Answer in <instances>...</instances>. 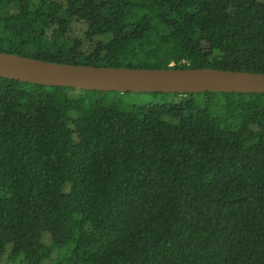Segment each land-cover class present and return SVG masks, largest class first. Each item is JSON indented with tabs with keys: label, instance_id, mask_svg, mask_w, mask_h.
I'll list each match as a JSON object with an SVG mask.
<instances>
[{
	"label": "trees",
	"instance_id": "trees-1",
	"mask_svg": "<svg viewBox=\"0 0 264 264\" xmlns=\"http://www.w3.org/2000/svg\"><path fill=\"white\" fill-rule=\"evenodd\" d=\"M0 50L264 72V0H0ZM11 263L264 264V93L0 76V264Z\"/></svg>",
	"mask_w": 264,
	"mask_h": 264
},
{
	"label": "water",
	"instance_id": "water-1",
	"mask_svg": "<svg viewBox=\"0 0 264 264\" xmlns=\"http://www.w3.org/2000/svg\"><path fill=\"white\" fill-rule=\"evenodd\" d=\"M0 76L46 86L122 93H264V72L213 67L94 66L48 61L2 50Z\"/></svg>",
	"mask_w": 264,
	"mask_h": 264
},
{
	"label": "rangeland",
	"instance_id": "rangeland-1",
	"mask_svg": "<svg viewBox=\"0 0 264 264\" xmlns=\"http://www.w3.org/2000/svg\"><path fill=\"white\" fill-rule=\"evenodd\" d=\"M139 97L136 96V95H130L129 96V99L132 100V101H135L136 99H138ZM12 264V263H11Z\"/></svg>",
	"mask_w": 264,
	"mask_h": 264
}]
</instances>
